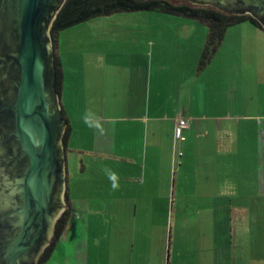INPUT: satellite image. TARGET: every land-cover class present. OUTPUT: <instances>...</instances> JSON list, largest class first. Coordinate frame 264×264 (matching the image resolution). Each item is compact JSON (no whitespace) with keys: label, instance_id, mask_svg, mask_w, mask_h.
I'll return each mask as SVG.
<instances>
[{"label":"crops","instance_id":"0c3cea01","mask_svg":"<svg viewBox=\"0 0 264 264\" xmlns=\"http://www.w3.org/2000/svg\"><path fill=\"white\" fill-rule=\"evenodd\" d=\"M170 20L92 51L84 68L61 60L68 220L99 234L84 264H264V220L235 189H247L234 172L247 149L233 124L250 103L223 46L229 29L199 68L205 23Z\"/></svg>","mask_w":264,"mask_h":264},{"label":"water","instance_id":"95a60500","mask_svg":"<svg viewBox=\"0 0 264 264\" xmlns=\"http://www.w3.org/2000/svg\"><path fill=\"white\" fill-rule=\"evenodd\" d=\"M64 1L0 0V264H37L66 207V121L50 38ZM215 1L237 13L263 11L260 0Z\"/></svg>","mask_w":264,"mask_h":264},{"label":"rangeland","instance_id":"374dc122","mask_svg":"<svg viewBox=\"0 0 264 264\" xmlns=\"http://www.w3.org/2000/svg\"><path fill=\"white\" fill-rule=\"evenodd\" d=\"M177 1V0H175ZM189 3L192 1L186 0ZM246 13V12H244ZM183 16H176L167 14L161 11L152 10H139V11H121L108 15H98L92 17L79 24L71 26L61 31L59 45L56 48L51 40L54 56L59 55L64 66L69 67L80 66L84 68L85 57L92 58L90 55L92 51H99L100 47L104 48L112 42L118 46H123L124 41L131 39V36L138 34L137 28L147 26H161L167 20L173 19L176 21ZM188 18V17H184ZM191 19V18H190ZM171 21V20H170ZM176 23V22H175ZM168 24L172 25L171 22ZM149 26V28H151ZM162 28V27H158ZM206 30L209 29L208 25L204 24ZM165 28V27H164ZM227 40L223 42V46L229 47L231 51L236 52L235 57L236 72L238 73V84L244 83V95L247 98V111L246 118H241L239 124H233L237 132H233L232 137L244 145L247 149L242 154L245 158L244 166L237 164V169L234 170L235 176L239 179H245L247 182V189L243 185H237L235 188L239 195L248 196L247 207L253 208L255 221L264 220V30L252 24L250 21H245L240 24L232 25L229 28ZM208 35V34H207ZM230 38V39H229ZM207 39V37H206ZM122 41V42H121ZM99 43V44H98ZM75 64V65H74ZM243 69V70H242ZM241 71H244L241 73ZM67 85L71 84L69 79L66 80ZM60 98V94H59ZM60 104V102H59ZM61 117L65 119L63 109L60 105ZM253 116V117H251ZM66 127L63 130L60 139L62 144V151L64 157V167H66L65 150L66 146L63 141V136ZM241 135V138L239 136ZM244 141V143H243ZM79 155V154H78ZM241 156V155H239ZM73 161V162H72ZM78 157L71 155L70 172L78 163ZM66 171L64 169V193L63 199L66 207L62 210L60 215L54 222L53 233L39 256L36 259L37 264H42L40 261L42 255L48 245L52 242L54 237L56 223L63 215L64 211L68 208L66 196ZM248 184L250 188L248 187ZM249 195H251L249 199ZM261 196V197H260ZM251 213V212H250ZM262 214V215H261ZM257 215V216H256ZM261 215V218H259ZM76 222V221H75ZM74 220H68L66 229L62 237L58 240L53 253L43 264H84V256L81 254L85 251V245L91 247L97 244L99 234H96L91 225L89 229L85 224L76 227L73 224ZM73 224V226H71ZM257 239V237H256ZM77 255L83 258L77 259Z\"/></svg>","mask_w":264,"mask_h":264},{"label":"trees","instance_id":"16d2710c","mask_svg":"<svg viewBox=\"0 0 264 264\" xmlns=\"http://www.w3.org/2000/svg\"><path fill=\"white\" fill-rule=\"evenodd\" d=\"M239 3L244 4L245 0H240ZM260 3L261 8H263L262 12H257V10L250 7L246 13H237L231 11L227 6H220L221 2L215 0L201 3H189L186 0H65L50 26V38L57 48L62 30L92 17L121 11H161L167 14L196 19L208 25L206 43L199 61V68H203L209 64L219 50L226 31L230 26L250 21L264 30V0H260ZM252 10H254V13H252ZM54 68L55 89L58 94H61L64 74L59 55L54 56ZM69 132L70 126H67L63 136L66 147ZM68 217L69 209L67 208L56 223L52 242L45 249L40 260L42 264L51 256L58 240L62 237L68 223Z\"/></svg>","mask_w":264,"mask_h":264},{"label":"built area","instance_id":"2783aa9c","mask_svg":"<svg viewBox=\"0 0 264 264\" xmlns=\"http://www.w3.org/2000/svg\"><path fill=\"white\" fill-rule=\"evenodd\" d=\"M189 127V123L188 120L184 117L179 118L177 126H176V130H175V134H176V138L179 141H184L186 139V136L183 132L184 129ZM178 154L181 156L183 155V151L179 150ZM178 162L180 163V161L178 160Z\"/></svg>","mask_w":264,"mask_h":264},{"label":"flooded vegetation","instance_id":"af4514ba","mask_svg":"<svg viewBox=\"0 0 264 264\" xmlns=\"http://www.w3.org/2000/svg\"><path fill=\"white\" fill-rule=\"evenodd\" d=\"M22 159H25L24 157H22L20 160L22 161ZM24 162V161H23ZM24 264H26V263H24Z\"/></svg>","mask_w":264,"mask_h":264},{"label":"clouds","instance_id":"9594fccd","mask_svg":"<svg viewBox=\"0 0 264 264\" xmlns=\"http://www.w3.org/2000/svg\"><path fill=\"white\" fill-rule=\"evenodd\" d=\"M113 187H116V185H113Z\"/></svg>","mask_w":264,"mask_h":264}]
</instances>
